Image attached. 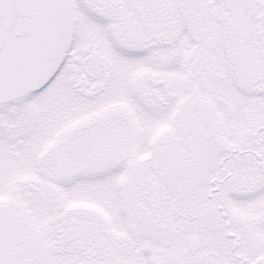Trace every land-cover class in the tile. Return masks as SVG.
<instances>
[{"label":"snow or ice","instance_id":"6c2138e0","mask_svg":"<svg viewBox=\"0 0 264 264\" xmlns=\"http://www.w3.org/2000/svg\"><path fill=\"white\" fill-rule=\"evenodd\" d=\"M0 264H264V0H0Z\"/></svg>","mask_w":264,"mask_h":264}]
</instances>
